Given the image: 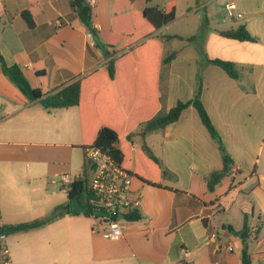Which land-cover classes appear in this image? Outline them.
I'll use <instances>...</instances> for the list:
<instances>
[{
	"label": "crops",
	"instance_id": "0c3cea01",
	"mask_svg": "<svg viewBox=\"0 0 264 264\" xmlns=\"http://www.w3.org/2000/svg\"><path fill=\"white\" fill-rule=\"evenodd\" d=\"M115 1L94 0L92 34L73 13L71 0H0V52L44 94L63 88L106 66L109 58L96 44L108 41ZM127 1L139 13L175 2L176 19L157 32L184 38L164 44L165 49L180 43L168 49L166 56H176L161 72L165 108L192 99L201 75L202 102L229 155L228 166L192 106L161 132L144 133L138 127L132 152L144 141L175 175L161 188L134 179L141 220L126 221L123 237L109 240L98 219L64 215L38 229L8 235L12 264H242L245 245L252 264H264V0ZM226 4H234L243 17L225 18ZM24 12L31 14L32 28ZM239 26L255 40L222 35ZM207 59L234 63L241 78H230ZM79 153L84 164L78 109L47 112L29 102L0 65L4 224L32 222L64 206L68 198L60 179L64 174L82 177L83 166L74 165ZM213 171H226V177L210 192L207 177ZM245 231L249 235L243 239ZM212 232L217 241L208 239Z\"/></svg>",
	"mask_w": 264,
	"mask_h": 264
},
{
	"label": "trees",
	"instance_id": "16d2710c",
	"mask_svg": "<svg viewBox=\"0 0 264 264\" xmlns=\"http://www.w3.org/2000/svg\"><path fill=\"white\" fill-rule=\"evenodd\" d=\"M70 5L86 30L96 34L92 8L87 1L71 0ZM131 8L127 0L115 1V17L108 41L105 44H96L102 49L103 55L109 58L106 66L95 69L77 81L47 94L34 88L22 69L16 64L7 63L0 52L3 73L29 102L39 103L47 112L70 107L78 109L84 157L83 175L73 179L67 194V203L44 218L0 228L7 236L38 229L67 214H80L69 211V205L74 199L89 210V213L84 215L99 218L93 215L89 202L92 192L89 187L91 165L85 154L88 148L102 150L123 170L149 186L161 188L165 180H174L175 175L163 166L144 141L132 152L133 137L138 127H142L144 133L163 131L167 126L177 122L190 106L197 111L203 126L217 144L224 165L228 166L229 155L202 102L201 75L197 77L192 99L178 101L170 110L165 108L161 72L172 62L176 52L163 57L164 44L172 39L184 38L176 35L161 37L157 32L176 19L175 2H169L164 9L149 6L141 13L131 11ZM22 16L32 28L34 22L31 14L24 12ZM222 35L239 41L255 40L245 26H239L234 31L222 32ZM207 62L221 68L232 79L241 78L240 70L232 62L219 59H207ZM225 177L226 171L211 172L207 177L208 191L212 192ZM141 218L137 209L130 210L124 215L127 222L139 221ZM241 261L242 264H252V256L246 245L242 249Z\"/></svg>",
	"mask_w": 264,
	"mask_h": 264
},
{
	"label": "built area",
	"instance_id": "2783aa9c",
	"mask_svg": "<svg viewBox=\"0 0 264 264\" xmlns=\"http://www.w3.org/2000/svg\"><path fill=\"white\" fill-rule=\"evenodd\" d=\"M87 4L92 6L94 0H88ZM225 18L241 19L243 14L237 12L234 4L225 5ZM91 36V34H89ZM86 157L91 165L89 187L92 198L89 200L92 213L100 211L105 213L99 216L98 220L103 226V236L109 240H119L123 237L124 215L136 209L132 184L135 179L133 174L123 170L108 154L97 148L85 150ZM236 170L231 171L234 177ZM62 193L68 194L71 189L73 179L70 175L64 174L60 179ZM118 215H122L121 219ZM5 224L0 216V228ZM256 228H254V231ZM209 240L217 241L216 232L208 236ZM184 253L185 251L182 250ZM0 264H12L11 250L7 244V235L0 229Z\"/></svg>",
	"mask_w": 264,
	"mask_h": 264
},
{
	"label": "water",
	"instance_id": "95a60500",
	"mask_svg": "<svg viewBox=\"0 0 264 264\" xmlns=\"http://www.w3.org/2000/svg\"><path fill=\"white\" fill-rule=\"evenodd\" d=\"M69 211L71 213H83V214L89 213V210L86 207H84L77 199H74L73 201H71L69 205ZM104 214L105 213L100 212V211L93 212L94 216H103ZM122 217H123L122 215H118L119 219H121ZM248 235L249 234L247 233V231H245L241 234V237L245 239L248 237Z\"/></svg>",
	"mask_w": 264,
	"mask_h": 264
},
{
	"label": "rangeland",
	"instance_id": "374dc122",
	"mask_svg": "<svg viewBox=\"0 0 264 264\" xmlns=\"http://www.w3.org/2000/svg\"><path fill=\"white\" fill-rule=\"evenodd\" d=\"M175 30H177V26H175V28L174 29H171V31H175ZM179 45H180V43L178 42V41H174V42H172L169 46H166L165 47V49H164V55L166 56V54H167V51H168V49L169 50H171V48H178L179 47ZM137 136V139L136 140H139L138 138V136H139V133L136 135ZM74 165L76 166V167H80V168H82V166H83V158H82V153H79L77 156H76V158H75V160H74ZM83 171V170H82ZM89 176H90V174H89Z\"/></svg>",
	"mask_w": 264,
	"mask_h": 264
}]
</instances>
